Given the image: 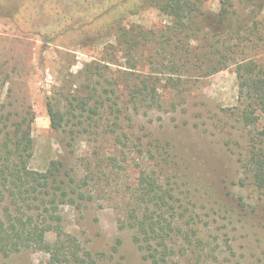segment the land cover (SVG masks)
<instances>
[{
  "label": "rangeland",
  "instance_id": "obj_1",
  "mask_svg": "<svg viewBox=\"0 0 264 264\" xmlns=\"http://www.w3.org/2000/svg\"><path fill=\"white\" fill-rule=\"evenodd\" d=\"M203 1L200 9L204 13L218 11V0ZM111 4L114 1L0 0V100L29 105L34 118L33 148L20 157L21 163L43 172L56 161L77 182L89 176V185L83 190L93 199L62 194L58 201L62 231L48 233L46 244L55 247L72 237L92 254L110 255L120 241L116 260L149 264L134 243L136 230L121 227L126 220L123 204L139 175L149 174L164 183L172 176L171 181L177 182L176 198L183 203L191 198L196 203L194 215H198L204 239L196 242L193 255L188 247H180L181 257L174 256L171 264H264V193L255 191L245 179L248 130L233 113L235 68L183 80L188 83L177 90L167 83L168 76L158 74L149 64L151 53L146 50L134 53L133 58L144 64L128 70L113 37L116 28L106 29L104 24L117 19L123 28L153 32L171 27L172 22L146 0H131L101 15ZM248 6L237 8L238 17L247 22L243 38L264 36V0H251ZM259 8L260 14L254 16ZM236 20L235 16L234 24ZM247 51V56L264 52V43H258L252 53ZM94 60L105 65L106 61L116 62L107 70L102 68L100 82L109 85L98 89L114 90L115 94L106 100L99 127L86 131V121L76 126L71 124L82 119L71 118L63 132L53 130L50 103L56 106L60 94L74 95L81 90L86 82L85 77L79 78L83 76L80 72ZM125 71L130 75L120 73ZM155 78L165 88L160 87L161 109L150 110L134 86L140 88V80ZM62 104L60 109L67 113L64 101ZM70 130L76 133L70 134ZM122 132L129 135L128 141L115 143L114 136ZM165 164L170 167L168 173L161 170ZM0 264H49V255L29 250L0 260Z\"/></svg>",
  "mask_w": 264,
  "mask_h": 264
},
{
  "label": "trees",
  "instance_id": "obj_2",
  "mask_svg": "<svg viewBox=\"0 0 264 264\" xmlns=\"http://www.w3.org/2000/svg\"><path fill=\"white\" fill-rule=\"evenodd\" d=\"M110 1H114V5L111 4L101 15H107L115 6H124L131 0ZM146 1L170 18L171 27L152 32L123 28L117 19L104 24L106 29L116 28L113 37L121 47L127 69L134 71L136 65L144 64L145 61L136 62L133 58L134 53L146 50L148 55L151 53L148 59L151 58L152 63L149 64L154 65L158 74L168 76L167 83L177 90L183 83L234 67L237 97L233 113L237 122L248 130L243 167L245 179L255 191L264 193V52L245 54L249 49L250 53L257 49L258 43H264V36L243 38L247 22L237 13V8L249 7L251 0H218V11L213 13H204L200 9L205 3L203 0ZM261 10L259 8L254 16ZM198 42L200 44L195 45ZM106 62L105 65L94 60L85 64L80 72L83 76L79 77H85L86 82L84 86L81 84V90H75L74 95L60 94L56 106L54 102L50 103L48 113L53 130L63 132L71 118L82 119L71 125L80 126L86 121V131L99 127L106 100L110 101L115 94L114 90L105 88L100 92L98 89L100 85H109L108 81L100 82L104 77L102 68L107 70L109 64L116 63L114 60ZM120 73L130 75L129 71ZM161 81L158 78L143 79L139 81L140 88L134 86L136 94L147 102L150 110L162 107L160 87L164 89L165 86H160ZM62 101L68 114L60 109ZM78 110L81 113L76 115ZM33 120L29 105L15 106L12 102L0 100V260L34 250L48 254L49 264H123L114 257L120 241L111 249L110 255L104 252L92 254L72 237H67L55 247L46 244L48 233L62 231L63 218L58 204L62 194L75 195L78 200L91 201L93 198L83 190L89 185L88 175L77 182L61 162L53 161L43 172L29 169L21 163L20 157L33 148ZM113 123L117 125V122ZM73 133L76 132L70 130V134ZM90 135L98 136L95 132ZM127 136L123 132L116 134L114 142L128 141ZM97 158L101 160L100 156ZM165 165L161 170L168 173L170 167ZM172 178L168 177L164 183L149 174L139 175L123 204L126 220L121 227L129 226L136 230L134 243L143 253V260L149 264H171L174 256L181 257L178 253L180 247H188L193 255L197 249L196 242L204 239L196 220L198 215H194L196 203L191 198L184 203L176 198L177 182L171 181Z\"/></svg>",
  "mask_w": 264,
  "mask_h": 264
}]
</instances>
